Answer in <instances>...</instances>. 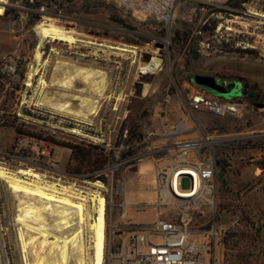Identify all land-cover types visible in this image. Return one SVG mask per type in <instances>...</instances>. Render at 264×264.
I'll use <instances>...</instances> for the list:
<instances>
[{"label": "rangeland", "instance_id": "374dc122", "mask_svg": "<svg viewBox=\"0 0 264 264\" xmlns=\"http://www.w3.org/2000/svg\"><path fill=\"white\" fill-rule=\"evenodd\" d=\"M3 7L4 12L0 15V74L6 85L0 91V116L3 96L17 86L9 115L16 116L31 134L55 143L53 158L71 177L58 183L50 180L49 183L71 187L68 189L70 192L85 196L86 215L92 216L93 221L97 215L89 199L98 193L92 184L100 182L93 172L72 173L68 165L70 151L63 147L65 144L100 145L106 151H113L115 161L105 165L115 166L113 191L116 190V182L124 179L125 202L133 205L152 202L154 165L144 162L136 171L131 163H123L126 159H120V155L128 148L143 151L147 146L143 141L152 138L151 134L163 135L180 120L191 124L192 118L206 124L204 131L210 135L214 131L217 136L226 137L237 133H264V24H260L259 18L253 15L264 13V0H249L245 6L241 4V9L228 7L229 10L219 19L211 18L212 27L215 22L222 24L221 38L218 36V39L212 37V27H207L208 30L202 35L197 34L208 14L204 15L189 2L177 6L175 22L169 33L171 46L176 43L177 48L174 51L171 49L168 56L162 53L164 63L160 71L143 75L139 74L138 69L141 54L150 52L158 55L160 51L156 44H161L160 40L168 37L166 31L147 17L139 14L130 17L101 0H56L55 4L48 5L42 0H5ZM8 9L14 12L4 17ZM114 18L123 20L124 25L114 21ZM49 24L69 31L70 36L76 38V44L52 41L39 33ZM176 32L180 33V40H177ZM200 41L212 42L214 51L200 47ZM235 49L254 50L255 53L241 54L233 52ZM36 50L41 54L39 63L34 58ZM36 67L38 73L29 79V74ZM79 71L91 72V82H81ZM21 74L24 76L22 80ZM195 75L217 76L220 81L226 82L242 81L239 80L242 78L248 83L246 90L249 98L242 95L238 82H235L238 91L232 94L207 93L221 101L241 100L250 107L257 103L262 108L256 105L253 112L240 120H219L205 114H192L190 118L183 90L192 86L189 78ZM71 77H75L73 89L66 91L61 84ZM41 82H45L47 87ZM65 93L69 96H61ZM73 95L88 100L81 103L71 98ZM55 104H69L70 113L53 109ZM144 110L150 112V117L142 120ZM141 124V141L134 140L130 146L121 143L124 129L123 138L127 131ZM15 135L13 128L0 122V151L12 148ZM195 135L201 134L197 131ZM220 152L226 155L227 160L224 163L226 172L217 168L215 223L217 228L224 230L217 249L221 264H264V240L253 242L250 234H246L252 228L251 223L262 226L264 232V173L259 178L254 174L257 166L264 165V141L252 139L247 145H241L237 153L230 152L226 147L217 153ZM240 157H244V160H240ZM0 165L12 173L19 170L2 160L1 156ZM100 179L108 189L104 197L109 201L110 174ZM21 195L12 191L0 178V264H24L22 243L18 238L22 226L17 223ZM114 200L117 203L121 198L114 195ZM129 208L127 218L133 224L151 223L156 217L151 210L137 212ZM208 214L213 217L212 212ZM44 219L47 226L55 227V219L50 216H44ZM113 220L117 225L123 222L116 212ZM103 222L101 264L104 263L105 241L108 252L110 231L109 224L105 226V218ZM70 232L64 231L65 234ZM234 236L238 240L236 248L233 247L236 242ZM84 239L86 264H94L95 241L92 233L87 231ZM28 252L27 259L30 261L40 257L45 264L53 261L48 246L40 254L39 246H31ZM105 259V264H108L107 257ZM70 264H75L73 259ZM111 264L119 262L114 258Z\"/></svg>", "mask_w": 264, "mask_h": 264}, {"label": "built area", "instance_id": "2783aa9c", "mask_svg": "<svg viewBox=\"0 0 264 264\" xmlns=\"http://www.w3.org/2000/svg\"><path fill=\"white\" fill-rule=\"evenodd\" d=\"M105 4L116 6L131 14H139L149 18L157 26L168 33L165 40H160L163 52L170 53L169 33L175 22L177 6L185 1L198 7L208 14L201 24L197 34L202 35L203 27H212L210 19H219L222 11H228L227 3L230 0H101ZM245 6V3L242 4ZM260 24H264V13L258 14ZM257 17V16H256ZM212 27V37L221 38L222 24L215 22ZM228 30L229 28L226 27ZM219 36V37H218ZM200 47L208 50L214 46L210 41H200ZM224 84L230 83L221 81ZM241 92L243 90L242 83ZM18 94V92H15ZM188 116L192 114H205L209 117L225 120L226 118L240 120L249 112H253L255 105L250 107L241 100L221 101L205 94L200 88L189 85L183 90ZM243 95V94H242ZM191 124L180 120L173 124L163 135L151 134L143 143L147 146L143 151L136 152L123 163H131L138 170L144 163L154 165V198L151 203H138L128 205L125 202L126 182H116L113 191V169L115 166H104L93 172L104 190H97L105 202V226H110L108 239V254L105 257L108 264L112 259L119 264H221L217 249L224 230L216 227L217 202V168L218 161L226 163V155L218 150L225 147L230 152L237 153L241 145H247L252 139H261L264 133H237L226 137L225 135H212L205 133L206 124L197 122L192 118ZM197 131L201 135L196 136ZM53 143L45 138L15 135V142L8 151H0L1 159L11 166L18 168V172L33 171L47 182H61L70 174L60 168L59 162L53 158ZM247 147V146H245ZM225 155V156H224ZM192 159H189V157ZM244 160V157H240ZM6 168V167H4ZM7 169V168H6ZM258 175L264 173V165L257 166ZM110 174V198L105 199L108 192L106 185L100 178ZM56 183V184H57ZM98 183V182H96ZM115 196L121 200L115 202ZM129 207L136 211L153 210L156 214L151 223L133 224L127 218ZM114 212L118 219L123 220L116 224L113 220ZM208 212H212L210 217ZM106 232V229H105ZM118 233V234H117ZM117 239V240H116Z\"/></svg>", "mask_w": 264, "mask_h": 264}, {"label": "bare ground", "instance_id": "6f19581e", "mask_svg": "<svg viewBox=\"0 0 264 264\" xmlns=\"http://www.w3.org/2000/svg\"><path fill=\"white\" fill-rule=\"evenodd\" d=\"M4 4L5 0H0V15L4 12ZM253 15L262 18V16L256 13H253ZM236 20L239 19L236 18ZM39 33H43L44 37L50 38L52 41H64L70 45L76 44L77 42L76 38L70 36L71 33L69 31L54 24H49L48 27L41 28ZM34 58L36 63L41 62V54L39 51H35ZM139 64V73H156L162 67V60L157 55H153L149 63L142 64L140 62ZM38 71V67L33 68L32 74H29V79L31 76L36 75ZM79 73L81 72L79 71ZM81 76L83 80L81 82L87 84L93 74L84 71L81 73ZM74 82L75 77H71L69 81L62 83L61 87L66 91H72ZM41 83H43L44 87H47L45 82ZM66 94L68 93L61 96H69ZM73 97L74 100H80L81 103L87 102L88 100L79 96L76 97L75 95L71 96V98ZM55 106L56 104L52 108L59 112L66 111L70 113L69 104ZM0 178L5 181L12 191L22 194L18 201L19 214L17 223L22 226V232L19 233L18 238L22 243L21 250L24 264H45L41 257L33 261H30L29 258L27 259L29 257L28 249L31 246L33 248L39 246V254L42 253V250L46 246L49 247L50 253L53 255V261L48 264H70L72 259L75 264H86V244L84 236H86L87 231L92 233L95 241L94 264H101L103 259L101 253L103 252L102 243H104L103 219L105 204L104 200L98 196V193L93 194L89 199L97 215V218L93 221L92 216L86 215V197L84 196V198L70 192L68 189H71V187H60V185L54 182L49 183L44 181L41 176L30 170H21L17 173H12L1 165ZM92 186L97 190L105 189L99 183L92 184ZM44 216H50L55 219V227L51 228L47 226ZM64 231L71 232L65 234Z\"/></svg>", "mask_w": 264, "mask_h": 264}, {"label": "trees", "instance_id": "16d2710c", "mask_svg": "<svg viewBox=\"0 0 264 264\" xmlns=\"http://www.w3.org/2000/svg\"><path fill=\"white\" fill-rule=\"evenodd\" d=\"M43 2H46L47 5L48 4H55L56 0H42ZM249 0H230L227 3L228 7H232V8H237L239 7L241 9V4L243 3H247ZM36 5H40V3H37ZM113 6V5H111ZM11 12H14L12 10H6V13L4 15V17L8 16ZM223 13L226 11H222ZM16 17V16H15ZM114 21H116L117 23L124 25V21L114 18ZM203 31L208 30V28L203 27L202 28ZM213 30V28L211 29V31ZM176 38L177 40H180V36H179V32H176ZM177 48V44L174 43L173 46H171L170 50L172 49V51H174ZM233 52H238L241 54H253L255 53L254 50H240V49H235ZM23 74H21L20 80L23 79ZM217 77V76H215ZM192 78V77H191ZM191 78H189V82L191 83ZM219 78V77H218ZM3 76L0 74V91L1 89H3L6 85L5 82H3ZM239 81L242 83V94L243 96H245L246 98H249V93L247 92V88H249L248 83L242 79L239 78ZM193 85V84H192ZM18 87L16 86L12 91H9V93H6L3 98H2V109H1V116H0V122L1 123H5L6 127H10L13 128L15 131V134L18 135H28V136H35L33 134H31L29 131H27V126L23 123H19V119L16 116H10V109L12 107L11 101H13V96H14V90H17ZM205 94L208 95L207 92H205ZM1 97V95H0ZM13 103V102H12ZM254 104V103H253ZM255 105V104H254ZM7 116V117H6ZM150 117V112L144 110L141 114V118L142 120L144 118ZM142 124L139 126H135L134 129H131L129 131H127L126 133V137L123 138V134L125 132V129L121 132V143H123L124 145L130 146L133 141H141L143 138V131H142ZM35 137H39V136H35ZM42 138V137H40ZM47 140V139H46ZM51 143H53L55 145V143L51 140H48ZM66 149H68L70 151V156L68 159V165L71 168L72 173L74 174H90L92 172H95L101 168H103L107 163L111 164L113 163L115 160L113 158L114 154L113 151H106L103 146L100 145H92V144H88V145H84V143H80V144H65ZM118 147V146H116ZM136 153L135 150H133L132 148L125 151L121 152L120 155V159H127L131 156H133ZM224 161H218V167L221 169L222 172H226V166H224ZM237 173V172H235ZM248 221V220H247ZM252 226V228L250 230H248V232H246L247 235L250 234L251 236V240L253 242H261L262 240H264V232H262V226H256L255 224L251 223L250 224ZM247 226V225H246ZM235 238L237 236H234ZM236 242L233 243V247H237V238L234 239Z\"/></svg>", "mask_w": 264, "mask_h": 264}, {"label": "water", "instance_id": "95a60500", "mask_svg": "<svg viewBox=\"0 0 264 264\" xmlns=\"http://www.w3.org/2000/svg\"><path fill=\"white\" fill-rule=\"evenodd\" d=\"M38 31V30H37ZM156 48H159V54L157 55L158 58L162 60V64L164 63V57L162 56V50L163 45L162 44H156ZM153 54L150 52H144L141 54V63L146 64L151 61ZM140 75H143V73H139ZM191 83L200 88L201 90L213 93V94H219V95H228L232 94L235 91H238V89L235 87V82H230L227 84H224L220 81V79L209 76V75H195L191 78ZM240 83H238L239 85ZM258 108H262V105H257Z\"/></svg>", "mask_w": 264, "mask_h": 264}, {"label": "crops", "instance_id": "0c3cea01", "mask_svg": "<svg viewBox=\"0 0 264 264\" xmlns=\"http://www.w3.org/2000/svg\"><path fill=\"white\" fill-rule=\"evenodd\" d=\"M183 3H187V2H185V1H182V2H180V6L183 4ZM178 5V6H179ZM112 7H114L117 11H119V12H122L123 14H125V15H129L130 17H135V14H131V13H128V12H126V11H124L123 9H120V8H118V7H116V6H112ZM199 10V9H198ZM200 11V10H199ZM202 12V11H201ZM176 13H177V11H176ZM203 14L204 15H206V13L205 12H203ZM260 140H262V141H264V137H262ZM255 177L256 178H259L261 175H258V173L256 172V170H255ZM153 198H154V194H153V197H152V199H151V201L153 200ZM138 204V203H137ZM133 205H135V204H133ZM131 208H133L134 209V211H136L135 210V207H131ZM130 209V208H129ZM151 210V209H150ZM146 211V210H145ZM151 211H153V210H151ZM137 212H141V211H137ZM154 212V211H153ZM155 213V212H154ZM144 224V223H143ZM146 224V223H145Z\"/></svg>", "mask_w": 264, "mask_h": 264}]
</instances>
